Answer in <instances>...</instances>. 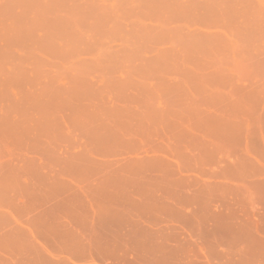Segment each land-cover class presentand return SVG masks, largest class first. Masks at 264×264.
Returning a JSON list of instances; mask_svg holds the SVG:
<instances>
[{
  "label": "rangeland",
  "instance_id": "obj_1",
  "mask_svg": "<svg viewBox=\"0 0 264 264\" xmlns=\"http://www.w3.org/2000/svg\"><path fill=\"white\" fill-rule=\"evenodd\" d=\"M0 264H264V0H0Z\"/></svg>",
  "mask_w": 264,
  "mask_h": 264
}]
</instances>
